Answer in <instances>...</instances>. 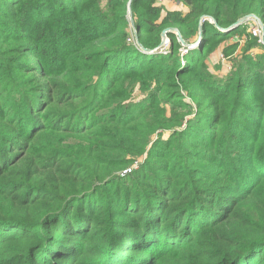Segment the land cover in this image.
I'll use <instances>...</instances> for the list:
<instances>
[{
	"label": "trees",
	"instance_id": "obj_1",
	"mask_svg": "<svg viewBox=\"0 0 264 264\" xmlns=\"http://www.w3.org/2000/svg\"><path fill=\"white\" fill-rule=\"evenodd\" d=\"M185 2L0 0V264H264V75L199 71L264 0Z\"/></svg>",
	"mask_w": 264,
	"mask_h": 264
},
{
	"label": "rangeland",
	"instance_id": "obj_2",
	"mask_svg": "<svg viewBox=\"0 0 264 264\" xmlns=\"http://www.w3.org/2000/svg\"><path fill=\"white\" fill-rule=\"evenodd\" d=\"M154 4L160 7L159 14L161 16L168 11L180 10L182 12H188L190 10V6L185 2V0H154ZM246 15L253 16H251L252 18L250 17V19L248 18V20L243 23L238 24L237 21ZM204 18L214 24L216 23V20L210 16H204ZM255 21H260L263 25V21L258 14L248 13L238 17L236 22L227 28L219 27V30L224 34L218 36L215 41V46L205 56V59L200 64L199 69V71L205 75L208 83H219L229 77L231 72L234 71L240 62L244 63V60L247 59L251 61L252 71L258 70L261 75H264V30L262 38L255 36L252 33V27L255 25ZM129 40H136V29L131 25ZM167 42L168 38L166 37L162 39L161 45L165 46ZM197 44L198 41L190 47H194ZM133 85V89L127 100L130 105L128 110L124 111L126 116L134 114L136 109L139 108L138 104L149 99V90L140 88L138 84ZM183 95L185 98L189 99L186 94ZM159 106L166 109L169 114L170 107L168 104L164 103L163 100H159ZM166 135L167 133L163 134L162 139H164ZM156 138L155 136L153 137V139ZM145 154L146 152L134 157V168L144 162L146 157Z\"/></svg>",
	"mask_w": 264,
	"mask_h": 264
},
{
	"label": "water",
	"instance_id": "obj_3",
	"mask_svg": "<svg viewBox=\"0 0 264 264\" xmlns=\"http://www.w3.org/2000/svg\"><path fill=\"white\" fill-rule=\"evenodd\" d=\"M128 8H129V15H130V17H129L130 25L133 26V27L135 28V25H134V22H133V19H132V17H131V13H130V5H128ZM251 16H253V15H246V16H244L243 18L239 19V20L237 21V23H238V24L243 23L244 21L248 20V18L250 19ZM251 18H252V17H251ZM259 22H260V21H259ZM260 23H261V22H260ZM261 24H262V23H261ZM262 27H263V25H262ZM263 30H264V27H263ZM168 31H176V33L178 34V37L180 38V41L182 42V44L186 45L185 41L181 38V35H180L179 31L176 30V29H173V28H167V29L163 30V32H162V39H164V38L167 37V32H168ZM139 47H140L142 50L146 51V52H150V51H152L151 49L143 48L141 45H139Z\"/></svg>",
	"mask_w": 264,
	"mask_h": 264
},
{
	"label": "built area",
	"instance_id": "obj_4",
	"mask_svg": "<svg viewBox=\"0 0 264 264\" xmlns=\"http://www.w3.org/2000/svg\"><path fill=\"white\" fill-rule=\"evenodd\" d=\"M254 24L255 25L252 27V33L255 36H257V37L262 38V36H263V27H262V24L260 22H258V21H255ZM130 170H131V167L130 168H127L125 171H130Z\"/></svg>",
	"mask_w": 264,
	"mask_h": 264
}]
</instances>
